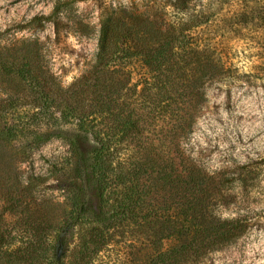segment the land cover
Returning <instances> with one entry per match:
<instances>
[{
  "label": "trees",
  "instance_id": "obj_1",
  "mask_svg": "<svg viewBox=\"0 0 264 264\" xmlns=\"http://www.w3.org/2000/svg\"><path fill=\"white\" fill-rule=\"evenodd\" d=\"M176 2L177 18L125 7L100 15L95 61L66 85L38 39L0 51V157L9 147L26 158L57 138L75 172L64 219H25L17 238L0 227V264H108L115 235L131 224L157 251L149 264H190L245 233V216H221L227 181L205 171L184 143L208 89L250 82L245 73L233 77L227 47L208 36L216 19L222 40L253 36L264 73V0ZM225 6L237 9L219 17ZM47 19L58 32L62 13ZM75 25L89 34L88 24ZM262 163L244 164L234 179H254ZM155 203L175 213L160 219L151 214ZM167 237L178 243L162 250Z\"/></svg>",
  "mask_w": 264,
  "mask_h": 264
},
{
  "label": "rangeland",
  "instance_id": "obj_2",
  "mask_svg": "<svg viewBox=\"0 0 264 264\" xmlns=\"http://www.w3.org/2000/svg\"><path fill=\"white\" fill-rule=\"evenodd\" d=\"M176 1L0 0V51L18 47L23 40L38 39L50 71L66 85L95 61L100 15L125 7L177 18L182 14ZM56 9L62 13L58 32L47 19ZM235 9L236 6H225L219 17L230 16ZM77 21L88 24L89 34L76 30ZM218 25L216 19L208 36L227 47L233 77L245 73L250 82L237 79L229 85L227 80L208 89L203 113L184 147L205 171L219 172L227 181L230 197L226 208L220 211L222 218L245 216L247 228L232 243L190 264H264V170L244 184L234 179L241 166L255 165L264 157V73L259 67L262 61L251 46L256 45L251 34L222 40L214 32ZM73 161L67 142L57 138L41 144L26 158L15 155L9 147L2 152L0 227L17 238L24 230L25 219H49L52 224L64 219L70 210L75 183ZM155 205L150 207L151 214L160 219L175 213L173 207L166 211L162 204ZM136 220L143 219L121 222L127 225ZM114 239V247L107 253L108 264H149L157 254L133 224L124 227ZM177 243L175 237H167L162 241V250Z\"/></svg>",
  "mask_w": 264,
  "mask_h": 264
}]
</instances>
